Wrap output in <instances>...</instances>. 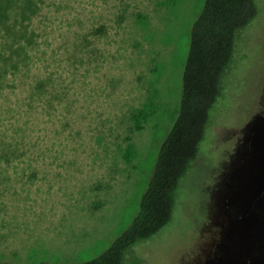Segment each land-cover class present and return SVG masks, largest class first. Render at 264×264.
Returning a JSON list of instances; mask_svg holds the SVG:
<instances>
[{
    "label": "rangeland",
    "instance_id": "rangeland-1",
    "mask_svg": "<svg viewBox=\"0 0 264 264\" xmlns=\"http://www.w3.org/2000/svg\"><path fill=\"white\" fill-rule=\"evenodd\" d=\"M204 0H37L0 86V261L81 264L131 224ZM181 180L126 264H264V0ZM17 67V66H16Z\"/></svg>",
    "mask_w": 264,
    "mask_h": 264
},
{
    "label": "trees",
    "instance_id": "trees-1",
    "mask_svg": "<svg viewBox=\"0 0 264 264\" xmlns=\"http://www.w3.org/2000/svg\"><path fill=\"white\" fill-rule=\"evenodd\" d=\"M36 4L37 0H0V86L8 68H19L28 58L24 53L33 32L25 21L30 22ZM258 12L257 0H204L189 33L178 113L160 144L138 211L103 253L81 264H126L134 246L171 220L181 180L199 161L200 143L224 98L239 37Z\"/></svg>",
    "mask_w": 264,
    "mask_h": 264
}]
</instances>
